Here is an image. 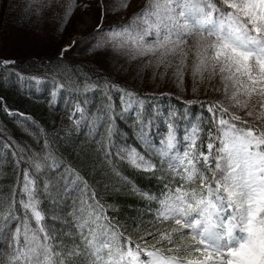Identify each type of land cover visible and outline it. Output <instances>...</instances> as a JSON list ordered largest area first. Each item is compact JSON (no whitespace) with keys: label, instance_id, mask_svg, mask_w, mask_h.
<instances>
[{"label":"snow or ice","instance_id":"snow-or-ice-1","mask_svg":"<svg viewBox=\"0 0 264 264\" xmlns=\"http://www.w3.org/2000/svg\"><path fill=\"white\" fill-rule=\"evenodd\" d=\"M0 12L37 37L89 18L29 77L52 81L53 108L65 62L95 64L76 74L59 132L0 95L21 120L0 126V264H264V0H0ZM147 90L185 99L161 110ZM129 168L159 191L109 188ZM121 192L146 209L124 224Z\"/></svg>","mask_w":264,"mask_h":264},{"label":"trees","instance_id":"trees-1","mask_svg":"<svg viewBox=\"0 0 264 264\" xmlns=\"http://www.w3.org/2000/svg\"><path fill=\"white\" fill-rule=\"evenodd\" d=\"M30 31H33V29L27 20H17L15 18V14L12 19H7L3 12H0V50L7 46L10 35L13 32L28 33ZM42 59L46 60L47 58H28L24 61H15V65L7 67L0 65V84L3 85L0 87V95L6 97L7 104L13 111L18 110L25 115L30 114L41 126L45 123L56 125V130L59 132V125L61 121H66L63 127L68 128L69 121H67L65 106L71 102L72 83L76 79V74L82 73L85 68H90L87 65L82 68L81 63L71 59V57L70 60L74 63L65 62L63 68L65 89L59 97V104L53 108L47 101L48 90L51 87L52 81L49 80L47 84L29 82V77H42L46 73V69L41 63ZM18 77H22V79ZM184 99L185 97H178L176 95L171 97L167 95H156L155 98H153L152 92L147 90L146 102L158 105L161 110H166L168 108L180 107L183 104ZM88 101L89 102L85 105V108L93 113H96L102 103L99 93H96L95 95L90 93ZM192 110L198 114L200 112L199 105L194 106ZM9 122L20 124L21 120L19 118L13 120L11 116L6 117L4 113L0 111V126ZM84 135H86V133H84ZM0 157H5L3 149H0ZM5 163L6 160L0 159V164ZM124 180L130 181L137 186L151 188L156 192L160 189V185L155 180H151L150 177L141 175L139 172H135L131 168L122 173L121 180L113 178L109 181L108 186L109 188L113 185L120 187ZM4 183V177L0 176V189L3 188ZM120 203L124 209L121 216L117 217L120 224L126 223L127 218L129 217H135L137 212L146 211L141 201L136 196L131 194L121 192Z\"/></svg>","mask_w":264,"mask_h":264},{"label":"rangeland","instance_id":"rangeland-1","mask_svg":"<svg viewBox=\"0 0 264 264\" xmlns=\"http://www.w3.org/2000/svg\"><path fill=\"white\" fill-rule=\"evenodd\" d=\"M55 21H47L42 25L40 35L34 36L33 31L28 33L25 32H13L10 35L7 46L0 50V57L9 58L15 61H24L28 58H48L53 52V45L55 41L63 37L65 43L79 41L81 36L87 30V24L90 23L87 16L82 17L81 22L76 24H69L64 26L65 30L54 33L52 31V25ZM71 59L75 61H86L90 60L91 56L73 55ZM90 69L95 68V64H86ZM152 92L151 90H148ZM167 89H165V92ZM61 118V117H60ZM68 127H71V121H69Z\"/></svg>","mask_w":264,"mask_h":264}]
</instances>
